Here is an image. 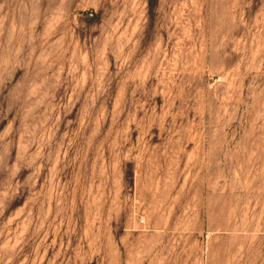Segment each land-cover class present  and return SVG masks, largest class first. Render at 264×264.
Returning <instances> with one entry per match:
<instances>
[{
  "label": "rangeland",
  "instance_id": "1",
  "mask_svg": "<svg viewBox=\"0 0 264 264\" xmlns=\"http://www.w3.org/2000/svg\"><path fill=\"white\" fill-rule=\"evenodd\" d=\"M0 0V264H264V0Z\"/></svg>",
  "mask_w": 264,
  "mask_h": 264
},
{
  "label": "trees",
  "instance_id": "2",
  "mask_svg": "<svg viewBox=\"0 0 264 264\" xmlns=\"http://www.w3.org/2000/svg\"><path fill=\"white\" fill-rule=\"evenodd\" d=\"M155 6H156V2H155V0L151 1V2H150V10H151V12H153Z\"/></svg>",
  "mask_w": 264,
  "mask_h": 264
}]
</instances>
